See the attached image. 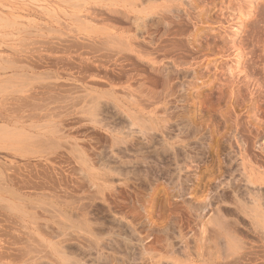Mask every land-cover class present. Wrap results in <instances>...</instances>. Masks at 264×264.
<instances>
[{
  "label": "rangeland",
  "instance_id": "obj_1",
  "mask_svg": "<svg viewBox=\"0 0 264 264\" xmlns=\"http://www.w3.org/2000/svg\"><path fill=\"white\" fill-rule=\"evenodd\" d=\"M210 1L0 0V264H264V0Z\"/></svg>",
  "mask_w": 264,
  "mask_h": 264
},
{
  "label": "bare ground",
  "instance_id": "obj_2",
  "mask_svg": "<svg viewBox=\"0 0 264 264\" xmlns=\"http://www.w3.org/2000/svg\"><path fill=\"white\" fill-rule=\"evenodd\" d=\"M228 0H211L210 2H208L207 4L209 5V7H207V8H212L211 9V11H212V13L213 12H215L216 11V8L217 7H219L218 5L219 4H222V3H224L225 4V2H227ZM232 1V0H231ZM239 1V0H238ZM244 1V0H243ZM250 1H252V0H250ZM182 2V1H181ZM180 2V3H181ZM235 2V1H234ZM247 1H245V3H246ZM178 1H171L170 3H169V5H168V8H166V9H168V11L166 12V13H169L168 15V17H167V19H168V25L170 26L169 28H171V29H174L175 31L173 32V34H174V36H176V37H180V36H182L181 35V31H183V30H180V26H182L183 27V24L185 23L186 24V22H187V20L188 21H190L189 23H191V24H194V25H197L198 23H199V21H200V17L202 18V17H204V15L206 14V10H204L203 8H202V13H200V17H198V14H197V17L196 18H192V17H190V16H188V10H187V8L184 10V12L183 13H185L186 12V15H187V17H188V19L186 20V19H182L181 17H182V15L181 14H179V15H181V17H179L178 16V14H177V10L179 11V9L178 8H180V7H182V6H180V5H182V4H180ZM183 3V2H182ZM242 3V2H241ZM206 4V6H208ZM227 4V7L225 6V8L223 7L222 9L219 7V10H220V12H221V15H219L220 17L218 18V17H216V18H214V15L216 16L217 14V12H215V13H213V15H209V14H212V13H209V14H207V15H209V17L207 16H205L206 17V19L208 18L209 20H210V22H214V21H220V19H224V18H226V14L224 13V11L227 13H232L233 11H235V10H237V9H239V6H238V4H236V3H233V1L232 2H227L226 3ZM190 5V4H189ZM242 5V4H241ZM245 5V4H244ZM244 5H242V6H244ZM255 5V4H254ZM264 5V4H263ZM180 6V7H179ZM185 5L183 4V7H184ZM187 6V5H186ZM185 6V7H186ZM194 8H195V6L194 5H192ZM221 6H223V5H221ZM245 6H247V5H245ZM250 6V5H249ZM252 6V5H251ZM256 6V5H255ZM189 7H191V6H189ZM260 7V6H259ZM207 8H205V9H207ZM241 8V7H240ZM244 8H246V7H244ZM251 8V7H250ZM255 8V10H256V7H254ZM260 8H262V7H260ZM249 9V8H248ZM259 8H257V10H258ZM192 10V9H191ZM213 10H215V11H213ZM240 10V12L239 13H241V17H239V21H241L242 20V18H243V16H245V15H243L244 14V11L242 10V8L241 9H239ZM257 10H256V12H257ZM263 10H264V8H263ZM262 9H260V11L262 12L263 11ZM183 11V10H182ZM190 11V10H189ZM210 11V12H211ZM249 12L251 11V10H248ZM260 11H258V12H260ZM192 12V11H191ZM258 12H257V14H258ZM219 13V12H218ZM236 13V12H235ZM253 13H254V11H253ZM191 14V13H190ZM220 14V13H219ZM247 14V13H246ZM260 14H262V13H260ZM259 14V15H260ZM232 15V14H231ZM253 15H256V14H253ZM167 16V15H166ZM239 16H240V14H239ZM261 17H257V19H255V22L253 21V23L252 24H250L249 22H248V27H247V25H246V23H245V25L246 26H244V27H246L248 30H246L245 31V33L247 34V38H246V40H247V42L249 41L250 43H251V46H252V48L249 50V51H245V50H243V48L245 47H239V49L241 50V52L239 51V53H241L242 54V56L244 57V59L246 60V62L247 63H249V62H252L251 60L252 59H255V58H260V59H264V53H263V48L261 49V50H258L259 49V44H262V45H264V37H263V39L261 40V39H259L258 40V38L260 37L259 36V34H261V32H259L261 29L263 30V27H264V24H262L263 25V27L261 26L260 27V22H262L263 20H264V16H262V15H260ZM165 17V16H164ZM186 17V18H187ZM166 18V17H165ZM229 18H231V16H229ZM236 17H234L233 19H235ZM202 20H203V18H202ZM201 20V21H202ZM225 20H228V19H225ZM237 20V19H236ZM232 21V20H231ZM230 21V22H231ZM238 21V22H239ZM221 22H223V21H221ZM228 22V21H227ZM226 22V23H227ZM217 23V22H216ZM229 23V22H228ZM232 23V22H231ZM240 23V22H239ZM243 23V22H242ZM184 24V25H185ZM220 24V23H219ZM222 24H224V23H222ZM244 24V23H243ZM242 24V25H243ZM226 25V24H225ZM229 25V24H228ZM250 25V26H249ZM259 25V26H258ZM227 26V25H226ZM232 29L231 30H233V29H235V31L233 32L234 33V36L236 35V36H238L239 34V31L243 28L242 26H238L236 23H232V24H230L229 25ZM176 27H179L178 29H176ZM198 27H199V24L197 25V29H198ZM229 27V28H230ZM238 27V28H237ZM258 27H260V28H258ZM170 29V30H171ZM225 29V28H224ZM230 30V31H231ZM244 30H245V28H244ZM264 31V30H263ZM184 32V31H183ZM185 32H186V30H185ZM196 33V32H195ZM227 33H231V32H229V31H227ZM241 33V32H240ZM263 33V32H262ZM171 34V33H170ZM183 34H185V33H183ZM264 34V33H263ZM193 36V35H192ZM197 36V33L196 34H194V41H195V37ZM233 36V37H234ZM236 36H235V38H236ZM259 36V37H258ZM186 37V36H185ZM226 37V36H225ZM224 37V38H225ZM232 37V38H233ZM239 37V36H238ZM175 38V37H174ZM261 38V37H260ZM178 39V38H177ZM192 39V38H191ZM225 39H227V37L225 38ZM229 39V38H228ZM245 39V38H244ZM175 40V39H174ZM174 40H172V41H174ZM180 40V39H179ZM184 40V39H183ZM186 40V39H185ZM184 40V41H185ZM197 40V39H196ZM234 40V39H233ZM236 40V39H235ZM183 41V42H184ZM187 41V40H186ZM188 41H189V39H188ZM191 41V40H190ZM190 41H189V43H190ZM198 41V40H197ZM197 41H195L196 43H191V45H192V50L190 49V47L189 48H187V50L185 49V53L183 52V54H185L184 55V59L186 58V57H188L190 54H192V51H196V48L198 49V47H197V45H198V42ZM222 40H220V42H221ZM226 40H224L223 42H225ZM229 41V40H228ZM228 41H227V43H228ZM171 42V41H170ZM175 42V41H174ZM173 42V43H174ZM193 42V41H192ZM172 43V42H171ZM172 43V44H173ZM179 43V42H178ZM181 43V42H180ZM179 43V44H180ZM217 43V42H216ZM226 43V42H225ZM242 43V42H241ZM259 43V44H258ZM171 44V45H172ZM176 44H177V41H176ZM246 44V43H245ZM181 45V44H180ZM183 45H184V43H183ZM183 45H181L182 46V49L184 50V48L183 47H186V46H183ZM189 45V44H188ZM243 45V44H242ZM155 46H156V49H157V47H158V45L157 44H155ZM177 46V45H176ZM176 46H174V48L176 47ZM214 46H217L218 48H219V50L217 51L218 53H220V52H222V51H224V50H226L225 49V45L224 44H221V46L220 45H214ZM239 46H241V45H239ZM169 47V46H168ZM178 47V46H177ZM180 47V46H179ZM178 47V48H179ZM165 49V51H164V53L167 55V54H171V53H169L170 51H168V50H166V47H164ZM236 48V47H235ZM246 48V47H245ZM244 48V49H245ZM168 49H170V48H168ZM181 49V50H182ZM228 49V48H227ZM171 50V49H170ZM176 50V49H175ZM180 50V49H179ZM178 50V51H179ZM182 50V51H183ZM238 50V49H237ZM227 51V50H226ZM258 51H262V53L263 54H257L258 53ZM175 52H177V50L175 51ZM179 53H181V51L179 52ZM183 56V55H182ZM182 58V57H181ZM180 58V59H181ZM242 58V57H241ZM178 57L176 58V60H175V63H179V61H178ZM176 61H178V62H176ZM181 61H182V59H181ZM184 62V61H183ZM182 63V62H181ZM185 63V62H184ZM184 63H182L183 65H184ZM181 64V65H182ZM251 64H253V63H251ZM255 64V63H254ZM182 65V66H183ZM186 65V64H185ZM187 66V65H186ZM264 75V74H263ZM170 85V84H169Z\"/></svg>",
  "mask_w": 264,
  "mask_h": 264
}]
</instances>
